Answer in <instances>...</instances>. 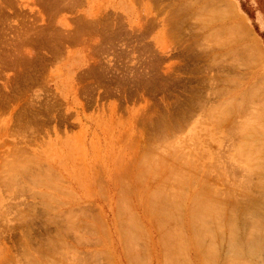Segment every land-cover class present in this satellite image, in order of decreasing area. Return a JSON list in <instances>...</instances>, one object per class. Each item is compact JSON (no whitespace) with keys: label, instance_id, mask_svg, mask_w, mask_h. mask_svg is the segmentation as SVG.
<instances>
[{"label":"rangeland","instance_id":"obj_1","mask_svg":"<svg viewBox=\"0 0 264 264\" xmlns=\"http://www.w3.org/2000/svg\"><path fill=\"white\" fill-rule=\"evenodd\" d=\"M260 80L264 0H0V264H264Z\"/></svg>","mask_w":264,"mask_h":264},{"label":"bare ground","instance_id":"obj_2","mask_svg":"<svg viewBox=\"0 0 264 264\" xmlns=\"http://www.w3.org/2000/svg\"><path fill=\"white\" fill-rule=\"evenodd\" d=\"M189 1H190V0H189ZM212 3H214V2H212ZM216 3H217V2H216ZM222 3H223V2H222ZM229 3H230V2H229ZM183 4H184V3H183ZM204 6H205V5H204ZM231 6H232V5H231ZM187 7H188V6H187ZM228 7H229V6H228ZM178 8H179V7H178ZM198 9H199V8H198ZM215 9H216V8H215ZM225 9H226V8H225ZM210 10H211V9H210ZM201 11H203V10H201ZM226 11H228V10H226ZM230 11H231V10L229 9V12H230ZM232 11H233V10H232ZM234 11H235V10H234ZM234 11H233V12H234ZM210 12H211V11H210ZM213 12H214V11H213ZM221 12H222V10H221ZM221 12L219 11V13H221ZM223 12H225V10H224ZM200 13H201V12H200ZM205 13H206V12H205ZM217 13H218V12H217ZM217 13H215V14H217ZM225 13H226V12H225ZM206 14H207V13H206ZM223 14H224V13H223ZM226 14H227V13H226ZM194 15H195V14H194ZM228 16H229V15H228ZM192 17H193V16H192ZM196 17H197V16H196ZM201 17H203V16H201ZM201 17H200V18H201ZM236 17H237V16H236ZM187 18H188V17H187ZM204 18H205V17H204ZM206 18H207V17H206ZM196 19H199V18H196ZM218 19H220V18H218ZM239 19H240V18H239ZM91 20H92V19H91ZM191 20H192V19H191ZM200 20H202V18H201ZM209 20H210V19H209ZM237 20H238V19H237ZM205 21H206V20H205ZM241 21H242V20H241ZM241 21H238V23L240 24L239 27H241V28H240V29H237V27H236V30H237V31H238V30H241L240 33L242 32L244 39L246 38V41H247L246 43H248V46H250L251 49L254 50V49H256L257 41L254 42V40L249 39L250 37H249V34H248V30H246L247 28H245L247 25L244 27V25H243L244 23L242 24ZM193 24H194V23H193ZM197 27H199V26L197 25ZM197 27H196V29H197ZM239 27H238V28H239ZM202 28H203V27H202ZM196 29H195V30H196ZM212 29H213V28H212ZM223 30H224V29H223ZM225 30H226V29H225ZM228 30H229V29H228ZM234 31H235V30H234ZM49 32H50V31H49ZM232 32H233V26H232ZM63 33H66V32H63ZM220 33H221V32H220ZM227 33H228V32H227ZM233 33H234V34H235V33H239V31H238V32H233ZM249 33H250V31H249ZM210 34H211V33H210ZM234 34H233V35H234ZM79 35H80V34H79ZM222 35H226V34H222ZM239 35H241V34H239ZM203 36H205V35H203ZM206 36H208V35L206 34ZM213 36H214V35H213ZM229 36H230V35H229ZM225 37H227V36H225ZM243 37H242V38H243ZM221 38H222V37H221ZM223 38H224V37H223ZM231 38H233V37H231ZM39 39H40V38H39ZM173 39H174V38H173ZM184 39H185V38H184ZM206 39H207V38H206ZM208 39H209V38H208ZM217 39H218V38H217ZM234 39H235V38H234ZM240 39H241V38H240ZM212 40H214V39H212ZM230 40H231V39H230ZM230 40H229L230 43L233 42V41H230ZM207 41H208V40H207ZM218 41H219V42L216 43L217 46H218V45L220 44V42H221L220 38H219ZM222 41H223V40H222ZM97 42H98V41H97ZM200 42H201V41H200ZM208 42H209V41H208ZM215 42H216V41H214V43H215ZM237 42H238V41H237ZM187 43H188V42H187ZM210 43H211V42H210ZM218 43H219V44H218ZM221 43H222V42H221ZM227 43H228V41H227ZM227 43H226V44H227ZM255 43H256V45H255ZM228 44H229V43H228ZM92 45H93V44H92ZM188 45H189V44H188ZM200 45H201V43H200ZM206 45H207V44H206ZM212 45H213V44H212ZM245 45L247 46V44H245ZM245 45H243V46H245ZM1 46H2V45H1ZM79 46H80V45H79ZM213 46H214V45H213ZM217 46H216V47H217ZM241 46H242V45H241ZM257 46H258V45H257ZM250 47H249V48H250ZM207 48H208V47H207ZM236 48H237V47H236ZM257 48H258V47H257ZM54 49H55V48H54ZM65 49H66V48H65ZM89 50H90V49H89ZM91 50H92V49H91ZM4 51H5V50H4ZM205 51H206V50H205ZM62 52H63V51H62ZM224 54H225V53H224ZM231 54H233V53H231ZM61 55H62V54H61ZM221 55H222V54H221ZM26 56H28V55H26ZM58 56H59V55H58ZM222 56H223V55H222ZM225 56H226V55H225ZM29 57H30V56H29ZM214 57L216 58L215 55H214ZM259 57H260V55H259ZM259 57H257V58H259ZM261 57H262V56H261ZM261 57H260V58H261ZM89 58H90V57H89ZM221 59H222V58H221ZM252 59H256V58H252ZM61 60H62V59H61ZM250 61H251V60H250ZM250 61H247V62H250ZM227 62H228V61H226L225 63H227ZM255 62H256V61H255ZM255 62H254V63H255ZM223 63H224V62H223ZM254 63H253V64H254ZM251 64H252V63H251ZM222 67H223V66H222ZM205 68H206V67H205ZM221 69H222V68H221ZM208 76H209V75H208ZM258 81H259V80H258ZM261 81H262V80H260V82H261ZM223 82H225V81H223ZM260 82H259V83H260ZM262 82H263V81H262ZM231 83H232V82H231ZM263 83H264V82H263ZM226 84H227V83H226ZM228 84H229V83H228ZM253 84H254V83H253ZM236 85L238 86L239 84H236ZM260 85H261V84H260ZM256 86H257V87H255V86H252V87H255V88H258V87H259V89H260L261 87H263V86L260 87V86H258V85H256ZM238 87H239V86H238ZM255 88H254V89H255ZM263 88H264V87H263ZM263 88H262V90H264ZM251 90H253V89H251ZM213 91H214V90H213ZM253 91H254V90H253ZM255 91H257V90H255ZM255 91H254V93H252V92H251V93H252L253 95H255V94H256ZM215 93H216V92H215ZM220 93H221V92H220ZM242 93H243V92H242ZM251 93H250V94H251ZM258 93H259V90H258ZM227 94H228V93H227ZM204 95H205V94H204ZM215 95H216V94H215ZM197 96H198V95H197ZM209 96H210V95H209ZM222 96H225V95H222ZM206 97H207V96H206ZM248 97H249V96H247V98H248ZM251 97H253V96H251ZM251 97H250V98H251ZM263 97H264V96H263ZM207 98H208V97H207ZM258 98H259V97H258ZM208 99H209V98H208ZM248 99H249V98H248ZM248 99L246 100V102L249 101ZM256 100H257V99H256ZM258 100H259V99H258ZM240 101H242V100L240 99ZM250 101H251V100H250ZM259 101H260V100H259ZM261 101H262V100H261ZM261 101H260V102H261ZM231 102H232V101H230V103H231ZM255 102H258V101H255ZM235 103H236V102H235ZM248 103L250 104L251 102H248ZM196 104H197V103H196ZM228 104H229V103H228ZM239 104H242V102L238 103V105H237L236 107H239ZM245 104H246V103H245ZM259 104H260V103H259ZM241 106H242V105H240V107H241ZM251 106H252V105H251ZM255 106H256V105H255ZM258 106H259V105H258ZM202 107H203V106H202ZM244 107H245V106H244ZM260 107H262V106L260 105ZM263 107H264V106H263ZM223 109H224V108H223ZM229 109H230V108H229ZM244 109H245V108H244ZM258 109H259V108H258ZM258 109H257V110H258ZM213 110H214V109H213ZM245 110H247V109H245ZM249 110H250V109H249ZM254 110H256V109H254ZM238 111H239V110H237L236 112H238ZM227 112H228V111H227ZM248 112H249V111H248ZM250 112H252V111H250ZM253 112H254V111H253ZM225 114H226V113H225ZM242 114H243V113H242ZM251 114H252V113H251ZM263 114H264V113H263ZM203 115H204V114H203ZM221 115H222V114H221ZM247 115H249V114H247ZM247 115H246V116H247ZM255 115H256V114H255ZM257 115H259V116L261 117L262 114L260 115V114H259V111H258ZM257 115H256V117H257ZM259 116H258V117H259ZM262 116H264V115H262ZM207 117H208V116H207ZM248 117H249V116H248ZM256 117H255V119H257ZM243 118H244V116H243ZM219 119H220V118H219ZM245 119H246V118H245ZM252 119H254L253 116H252ZM255 119H254V120H255ZM260 119H262V117H261ZM220 120H221V119H220ZM211 121H212V120H211ZM225 121H226V120H225ZM246 121H247V120H246ZM202 122H203V121H202ZM212 122H213V121H212ZM214 122H216V121H214ZM219 122H220V121H219ZM251 122H255V121H251ZM215 124H216V123H215ZM215 124H214V126H215ZM252 124H253V123H252ZM254 124H255V123H254ZM256 124H257V126H258L259 123H256ZM216 125H217V124H216ZM218 125H219V124H218ZM218 125H217V126H218ZM221 125H222V124H221ZM247 125H248V124H247ZM217 126H216V127H217ZM216 127H215V128H216ZM218 127H219V126H218ZM218 127H217V128H218ZM230 127H231V126H230ZM250 127H251V126H250ZM240 128H241V127H240ZM240 128H239V127H238V128L236 127L237 130L240 129ZM248 128H249V127H248ZM251 128H252V127H251ZM251 128H250V129H251ZM253 128H254V127H253ZM244 129H245L244 131H246V127H244ZM256 129H258V128H256ZM263 129H264V128H263ZM263 129H262V131H264ZM215 130H216V132L218 131L217 129H215ZM242 130H243V127H242ZM259 130H260V129H259ZM225 131H226V130H225ZM240 131H241V130H240ZM249 131L251 132V130H249ZM249 131L247 130V133H248ZM252 131H253V129H252ZM255 131H256V130H255ZM255 131H254V132H255ZM260 131H261V130H260ZM262 131H261V133H262ZM180 132H181V131H180ZM241 132H242V131H241ZM252 133H253V132H252ZM255 133H256V132H255ZM243 134H244V133H243ZM243 134H242V135H243ZM250 134H251V133H250ZM263 134H264V133H263ZM263 134H262V135H263ZM262 135H261V136H262ZM161 136H162V135H161ZM247 136H248V135H247ZM250 136H251V135H249L248 137H250ZM255 136H258V135L256 134ZM259 136H260V135H259ZM261 136H260V137H261ZM234 137H236V136H234ZM251 137H252V136H251ZM251 137H250V138H251ZM243 138H244V137H243ZM241 139H242V137H241ZM247 139H248V138H247ZM247 139H246V140H247ZM163 140H164V139H163ZM254 140H255V139H254ZM254 140H252V141H254ZM256 141H257V139H256ZM128 142H129V141H128ZM189 142H190V141H189ZM241 143H243V142H241ZM249 143L252 144V142H249ZM255 143H256V142H255ZM258 143H259V142H258ZM262 143H263V142H262ZM247 144H248V143H247ZM250 144H249V145H250ZM126 145H127V144H126ZM192 145H193V143H192ZM236 145H237V144H236ZM242 145H243V144H242ZM244 145H245V144H244ZM249 145H248L247 148L250 149ZM255 145H256V144H255ZM161 146H162V145H161ZM250 146H251V145H250ZM256 146H257V145H256ZM260 146L262 147L263 144H261ZM226 147H227V146H226ZM231 147H232V146H231ZM234 147H235V146H234ZM239 147H240V144H239ZM254 147H255V146L252 145L251 150H252V148L254 149ZM258 147H259V146H258ZM128 148H129V147H128ZM161 148H162V147H161ZM255 148H256V147H255ZM259 148H260V147H259ZM259 148H256L255 150L257 151V149H259ZM263 148H264V147H263ZM263 148H262V149H263ZM164 149H165V148H164ZM174 149H175V148H174ZM237 149H238V151H240L239 148H237ZM241 149L243 150L244 147H242ZM262 149H261V150H262ZM160 150H161V149H160ZM256 151H254V152H256ZM158 152H159V151H158ZM170 152H171V151H170ZM230 152H231V151H230ZM242 152H243V151H242ZM248 152H249V151H248ZM248 152H247V149H246L245 154H248ZM179 153H180V152H179ZM252 153H253V152H252ZM252 153H251V154H252ZM259 153H260V152H259ZM170 154H171V153H170ZM249 154H250V152H249ZM249 154H248V155H249ZM251 154H250V155H251ZM255 154H256V153H255ZM154 155H155V154H154ZM166 155H167V154H166ZM185 155H186V153H185ZM243 155H244V154H243ZM248 155H247V156H248ZM258 155H259V154H258ZM182 156H183V155H182ZM167 157H168V156H167ZM244 157H245V156H244ZM251 157H254V155L251 156ZM251 157L248 156V158H251ZM255 159H256V156H255ZM28 160H29V159H28ZM174 160H176V159H174ZM253 160H254V159H253ZM260 160H261V159H260ZM258 161H259V160H257L256 163H258ZM150 162H151V161H150ZM150 162H148V163H150ZM254 162H255V160H254ZM254 164H255V163H254ZM255 166H256V165H255ZM259 166H260V165H259ZM154 167H155V165H154ZM229 168H230V167H229ZM153 169H154V168H153ZM155 169H156V168H155ZM122 170H123V169H122ZM8 171H9V170H8ZM147 172H148V171H147ZM230 174H231V173H230ZM254 174H255V173H254ZM5 175H6V174H5ZM45 175H46V174H45ZM154 175H155V174H154ZM171 175H172V174H171ZM7 176H9V175H7ZM247 176H248V175H247ZM174 177H175V176H174ZM176 177H177V176H176ZM115 178H116V177H115ZM153 178H154V177H153ZM164 178H165V177H164ZM169 178H171V177H169ZM181 181H182V180H181ZM257 181H259V180H257ZM31 182H32V181H31ZM169 182H170V180H169ZM118 183L120 184V182H118ZM172 184H173V183H172ZM128 185H129V184H128ZM178 185H179V184H178ZM181 185H182V183H181ZM253 185H254V184H253ZM37 186H38V185H37ZM101 186H102V185H101ZM123 186H124V184H123ZM163 186H164V185H163ZM119 187H120V186H119ZM160 187H161V186H160ZM164 187H165V186H164ZM164 187H163V188L161 187V189H163V190L165 191L166 188L164 189ZM168 187H169V186H168ZM158 188H159V187H158ZM171 188H173V187H171ZM207 188H208V187H207ZM212 188H213V187H212ZM120 189H121V188H120ZM169 189H170V188H169ZM180 189H181V188H180ZM161 191H162V190H161ZM161 191H160V193L164 192V191H162V192H161ZM170 191L172 192V190H170ZM178 191H179V190H178ZM207 191H208V190H207ZM165 192H166V193L168 192L167 189H166ZM171 192H170V193H171ZM175 192H176V191H175ZM155 193H156V192H155ZM173 193H174V192H173ZM179 193H180V192H179ZM197 193H198V192H197ZM197 193H195V194H197ZM117 194H118V193H117ZM128 194H129V193H128ZM152 194H153V193H152ZM158 194H159V193H158ZM167 194H168V193H167ZM180 194H181V193H180ZM199 194H200V193H199ZM199 194H198V196H200ZM201 194H202V192H201ZM213 194H214V193H213ZM139 195H140V194H139ZM163 195H164V194H163ZM163 195H162V196H163ZM165 195H166V194H165ZM173 195L175 196V199L178 197V195H177V197H176L175 194H173ZM183 195H184V194H183ZM204 195H206V194H204ZM210 195H211V194H210ZM120 196H121V195H120ZM150 196H152V195H150ZM169 196H171V195H169ZM184 196H185V195H184ZM186 196H187V195H186ZM186 196H185V197H186ZM206 196H208V195H206ZM225 196H226V195H225ZM262 196H264V195H262ZM166 197H167V195H166ZM166 197L164 196L165 200H166ZM179 197H180V195H179ZM193 197L195 198V197H197V195H196V196L194 195ZM208 197H209V196H208ZM222 197H223V196H222ZM150 198H154V196H152V197H150ZM156 198H157V197H156ZM159 198H161V197H159ZM159 198H158V199H159ZM167 198H168V197H167ZM197 198H198V197H197ZM210 198H212V197H210ZM118 199H119V198H118ZM129 199H130V198H129ZM192 199H193V198H192ZM192 199H191V200H192ZM203 199H204V198H203ZM207 199H208V198H207ZM14 200H15V199H14ZM170 200H172V199H170ZM177 200H178V199H177ZM191 200H190V201H191ZM209 200H210V199H209ZM212 200H213V199H212ZM122 201H123V200H122ZM127 201H128V200H127ZM150 201H151V200H150ZM158 201H159V200H158ZM190 201H189V203H190ZM196 201H197V200H195L194 205H195V203H197ZM206 201H207V200H206ZM210 201H211V200H210ZM210 201H209V202H210ZM118 202H119V201H118ZM200 202H201V201H200V199H199L198 204H199ZM204 202H205V200H204ZM209 202H205V203L202 202V204H200V207H199L197 204H196V205H197L200 209H201V207H202L203 210L205 209V211H209V212H208L209 215L206 214L204 211H202V212H204V214H202V213H200V212H199V214L206 215V219L210 218V220H211V217H212L213 215H210L212 211L210 210V207H211V206L209 207V204H210ZM122 203H123V202H122ZM152 203H154V202L152 201ZM160 203L162 204V202H160ZM163 203H166V201H163ZM169 203H170V202H168V204H169ZM172 203H173V202H172ZM172 203H170V204H172ZM206 203H207L208 206L205 205ZM213 203H214V201H213ZM213 203H212V204H213ZM220 203H221V202H220ZM157 204H158V202H157ZM168 204H167V205H168ZM170 204H169V205H170ZM179 204H180V203H179ZM191 204H193V203H191ZM121 205H124V203L121 204ZM151 205H152V204H151ZM155 205H156V204H155ZM167 205H166V207H167ZM175 205L177 206L178 204H176V203L174 202V207H175ZM203 205H205L206 207L203 206ZM222 205H223V204L221 203V206H222ZM118 206H119V205H118ZM149 206H150V205H149ZM153 206H154V205H153ZM159 206H161V205L159 204ZM163 206H165V205H163ZM189 206H190V205H189ZM191 206H192V205H191ZM197 206H196V207H197ZM217 206L219 207V205L216 204L215 207H217ZM124 207H125V206H124ZM166 207H165V208H166ZM171 207H173V205H172ZM193 207H194V206H193ZM218 207H217V208H218ZM50 208H51V207H50ZM125 208H126V207H125ZM160 208H161V207H160ZM168 208H169V207H168ZM168 208H167V210H168ZM175 208H176V207H175ZM178 208H179V206H178ZM190 208H191V207H190ZM199 208L197 209V211H201V210H202V209L200 210ZM206 208L209 209V210H207ZM212 208H213V206L211 207V209H212ZM129 209H130V208H129ZM144 209H145V208H144ZM153 209H154V208H153ZM163 209H164V207H163ZM163 209H161V210H163ZM170 209L173 210L172 208H170ZM179 209H180V208H179ZM194 209H196V208L194 207ZM213 209H214V208H213ZM213 209H212V210H213ZM219 209H220V207H219ZM16 210H17V209H16ZM176 210H177V209H175V212H176ZM189 210H190V209H189ZM214 210H216L217 213H219V211H220V210L218 211V209H216V208H215ZM214 210H213V211H214ZM128 211H129V210H128ZM148 211H149V209H148ZM151 211H153V210L151 209ZM151 211H150V214H151ZM173 211H174V210H173ZM192 211H193V209L191 210V212H192ZM197 211L194 210L193 212H196L197 215H199ZM216 211H215V213H216ZM221 211H223V209H222ZM221 211H220V212H221ZM134 212H135V211H134ZM153 212H154V211H153ZM169 212H171V211H169ZM175 212H174V214H175ZM177 212H178V211H177ZM193 212H192V214L194 215L195 213H193ZM223 212H224V211H223ZM23 213H25V212H23ZM115 213H116V212H115ZM130 213H131V212H130ZM181 213H182V212H181ZM189 213H190V212H189ZM212 213H213V212H212ZM215 213H214V216H215V218H216V217H218V215L216 216ZM227 213H228V212H227ZM229 213H230V212H229ZM233 213H234V212H233ZM235 213H236V212H235ZM135 214H136V213H135ZM161 214H162V213H161ZM165 214H166V212H165ZM177 214H178V213H177ZM220 214H221V213H220ZM222 214H223V213H222ZM245 214H246V213H245ZM97 215H98V214H97ZM118 215H119V214H118ZM120 215H121V214H120ZM193 215H192V217L188 215V218H189L190 220H191V218H192V220H193V217H195V215H194V216H193ZM197 215H196V216H197ZM202 215H199V216L201 217ZM234 215H235V214H234ZM234 215H233V216H234ZM52 216H53V215H52ZM98 216H99V215H98ZM129 216H130V215H129ZM137 216H138V215H137ZM151 216H152V215H151ZM157 216H159V215L157 214ZM163 216H164V215H163ZM174 216H175V215H174ZM176 216H177V215H176ZM199 216H197L198 221L200 220V219H199V218H200ZM207 216H208V218H207ZM209 216H210V217H209ZM220 216H223V217H224L225 215H220ZM220 216H219V217H220ZM227 216H228V215H227ZM231 216H232V214H231ZM233 216H232V218H233ZM0 217H1V216H0ZM27 217H28V216H27ZM120 217H121V216H120ZM177 217H178V216H177ZM190 217H191V218H190ZM242 217H243V216H242ZM50 218H51V217H50ZM149 218H150V216H149ZM162 218H163V217H162ZM197 218L195 217V220H197ZM202 218L205 220V217H201V219H202ZM212 218H213V217H212ZM230 218H231V217H230ZM234 218H235V217H234ZM255 218H256V217H255ZM203 219H202V220H203ZM217 219L219 220V218H217ZM221 219H222V218H221ZM228 219H229V218H228ZM228 219H226V220H228ZM246 219H247V217H246ZM248 219H250V218L248 217ZM123 220H124V222H125V219H123ZM126 220H127V217H126ZM129 220H130V218H129ZM169 220H170V219H169ZM169 220H168V221H169ZM173 220H174V219H173ZM190 220H189V221H190ZM192 220H191V221H192ZM204 220H203V221H204ZM210 220H207V221L205 220V221H206V223H207L208 221H209L208 223H210ZM231 220H232V219H231ZM234 220H236V219H234ZM242 220H244V219H242ZM257 220H258V219H257ZM101 221H102V220H101ZM178 221H179V220H178ZM203 221H201V222H203ZM214 221H215V219L213 220V222H214ZM232 221H233V220H232ZM247 221H249V220H247ZM20 222H21V221H20ZM22 222H23V221H22ZM179 222H180V221H179ZM201 222H200V223H201ZM218 222H219V221H218ZM218 222H217V223H218ZM224 222H225V221H224ZM249 222H250V221H249ZM262 222H263V220H262ZM203 223H204V225L206 224L205 222H203ZM203 223H202V225H203ZM208 223H207L206 225H208V227H209L210 224H208ZM221 223H222V220H221ZM229 223H230V221H229ZM250 223H252V222H250ZM119 224H120V223H119ZM124 224H126V223H124ZM128 224H129V223H128ZM162 224H165V223H162ZM162 224H161V225H162ZM192 224H193V223H192ZM225 224H227V223L225 222ZM231 224H232V222H231ZM234 224H235V223H234ZM257 224H258V223H257ZM91 225H94V224H91ZM166 225H167V224H166ZM180 225H181V223H180ZM206 225H205V227H206ZM227 225H228V224H227ZM227 225H226V226H227ZM229 225H230V224H229ZM247 225H248V224H247ZM130 226H132V225L130 224V225H128L127 227H130ZM190 226H191V222H190ZM215 226H218V225H215ZM242 226H243V225H242ZM250 226H251V224H250ZM253 226H254V225H253ZM253 226H252V227H253ZM154 227H155V226H154ZM156 227L158 228V226H156ZM163 227H164V225H163L162 227H160V228H163ZM175 227H176V226H175ZM177 227H178V226H177ZM219 227H220V226H219ZM219 227H218V229H219ZM221 227H222V229H224L223 226H221ZM228 227H229V226H228ZM233 227H235V226H233ZM118 228H119V227H118ZM130 228L132 229V227H130ZM133 228H135V227H133ZM189 228H191V227H189ZM216 228H217V227H216ZM249 228H250V227H249ZM262 228H263V227H261V229H262ZM123 229H124V228H123ZM126 229H127V228H126ZM176 229H177V228H176ZM178 229H179V228H178ZM178 229H177V230H178ZM191 229L193 230L194 228H191ZM196 229H197V228H196ZM211 229H212V228H211ZM247 229H248V228H247ZM129 230H130V229H129ZM179 230L181 231L182 229L180 228ZM219 230H220V229H219ZM235 230H236V229H235ZM124 231H125V229H124ZM216 231H217V230H216ZM232 231H234V228H233ZM72 232H73V231H72ZM131 232H132V231H131ZM138 232H139V231H138ZM138 232H137V233H138ZM228 232H229V229H228ZM230 232H231V231H230ZM237 232H238V231H237ZM122 233H124V234H122V235H124V236L122 237V235H121V237H122L123 240L125 241L126 238H124V237L128 236V234H127V232H123V231H122ZM137 233H136L135 235H130L131 233L129 232V235H130L131 237H133V240H134V242H133L132 240L128 241V239H127V242H129V243H128L129 245H131V243H135V244H137L138 241L136 242V240L134 239V237L137 236ZM180 233H181V232L178 231V233H177V235H175V237L172 236V237H174V240H177V241L179 242V239H178L179 237L177 238L176 236H179L178 234H180ZM182 233H183V232H182ZM192 233H193V232H192ZM194 233H195V232H194ZM202 233H203V232H202ZM231 233H232V236H231L230 233H229V234L227 233L228 235H227L226 237L228 238V236L230 235L231 238H228L229 241H227V242H225V241L223 240V241H222V245H223V246L227 245V250H228L229 252H231V255H233V257H235L237 260H240V258L243 256V254H244V251H243V250H244V249H246L244 255L247 256V255L249 254V255H251V256H249V255H248V256L251 257V258H252V256L254 255V253H258V251H260V253H262V252H261V247L263 248L262 251L264 250V247H263V246L260 247L261 244L259 245V243L262 242V241L260 242V240H261L262 238H261V239L259 238V239H258L259 241H258V240H256V239L253 240V239H252L253 236H252V237H249V238H248V236H246L247 239H248V241L245 242V241H246V238H245V239L243 240V242H244V243H243V242L241 241L242 239H240L241 237L239 238V237H237L236 234H233V232H231ZM246 233H247V232H246ZM262 233H263V232H262ZM125 234H127V235H125ZM190 234H191V233H190ZM221 234L223 235V232H222ZM163 235H164V234H163ZM165 235H166V234H165ZM196 235H198L197 232L195 233V236H196ZM200 235H202V237L200 236L201 238L207 236L205 233L200 234ZM204 235H205V236H204ZM214 235H215V234H214ZM246 235H248V234H246ZM97 236H98V235H97ZM130 236H128V238H130ZM140 236H141V235H140ZM167 236L170 237L169 234H168ZM190 236H191V235H190ZM192 236H194V234H193ZM192 236H191V238H192ZM256 236H257V235H256ZM138 237H139V236H138ZM198 237H199V236H198ZM198 237L196 236V238H195V237H193V238H195L194 240H196ZM175 238H176V239H175ZM193 238H192V239H193ZM257 238H258V237H257ZM138 239H139V238H138ZM145 239H146V238H145ZM164 239H165V238H164ZM166 239H167V238H166ZM203 239H204V238H203ZM208 239H209V237H208ZM123 240H122V241H123ZM146 240H148V239H146ZM162 240H163V238H162ZM183 240H184V239H181L180 241L183 242ZM210 240H211V238H210ZM95 241H96V239H95ZM158 241H160V239H159ZM220 241H221V240H220ZM256 241H258L257 243H258L259 246L257 245ZM125 242H126V241H125ZM130 242H131V243H130ZM144 242H145V241H144ZM150 242H151V241H150ZM160 242H162V241H160ZM160 242H159V243H160ZM169 242H170L169 245L172 244V243H171V242H172L171 240H170ZM193 242H196V241H193ZM197 242H200V241H197ZM63 243H64V242H63ZM140 243H142V242H140ZM124 244H125V243H124ZM163 244H164V242H163ZM182 244H183V243H182ZM262 244H263V243H262ZM61 245H62V244H61ZM76 245H77V244H76ZM125 245H126V244H125ZM167 245H168V244H167ZM187 245H188V244H187ZM187 245L184 244L183 247H184V248H185V247H188ZM200 245H201V244H200ZM200 245L198 244L199 247H200ZM69 246H70V245H69ZM127 246H128V245H127ZM127 246H125V248H127V249L130 250L131 248H129V247H127ZM131 246H132V245H131ZM163 246H164V249H165V244H164ZM172 246H173V244H172ZM49 247H50V246H49ZM207 247L209 248V246H207ZM207 247H206V249H203V250H205V253H206V252H212V253L215 252V251H210L211 249H210V248L207 249ZM212 247H213V245H212ZM245 247H246V248H245ZM259 247H260V249H259ZM3 248H4V247H3ZM53 248H54V247H53ZM135 248H136V247H135ZM200 248H203V247H200ZM67 249H68V248H67ZM69 249L71 250V248H69ZM258 249H259V250H258ZM125 250H126V249H125ZM132 250L134 251V246H133V248L129 251L130 254H131V251H132ZM173 250L176 251V249H173ZM177 250L179 251L180 248H178ZM185 250H187V249H185ZM185 250H182L183 253H184ZM207 250H208V251H207ZM56 251H57V250H56ZM135 251H136V249H135ZM147 251H148V250H147ZM165 251H166V252H165ZM167 251L169 252L168 247H167V249L164 250L162 253L165 252L169 257L172 258V261H175V260H173L174 256H170L171 254L169 253V254H170V255H169V254L167 253ZM178 251H177V252H178ZM180 251H181V250H180ZM198 251H199V250H198ZM66 252H67V251H66ZM93 252H94V251H93ZM95 252H96V251H95ZM171 252H172V250H171ZM246 252H247V254H246ZM248 252H249V253H248ZM134 253H135V252H134ZM136 253H138V252H136ZM136 253L134 254L135 256H134L133 254H131V255L134 257V259H135V257H136L137 259L139 258V257H138L139 254L137 255ZM149 253H150V252H149ZM173 253H174V252H173ZM215 253H216V252H215ZM260 253H258V254H260ZM123 254H124V253H123ZM176 254H177V253H176ZM176 254H175V255H176ZM252 254H253V255H252ZM127 255H128V254H127ZM172 255H173V254H172ZM182 255H184V254H181V253L179 254V256H182ZM200 255L202 256V258H204V256H205V254H204V256H203L202 254H200ZM206 255L208 256L207 253H206ZM209 255H211V253H210ZM141 256H142V255H141ZM143 256H145V255H143ZM162 256H163V255H162ZM164 256H165V255H164ZM179 256H178V257H179ZM185 256H187L186 251H185ZM201 256H200V257H201ZM248 256H247V257H248ZM133 257H131L132 260H133ZM145 257H146V256H145ZM166 257H167V256H166ZM205 257H206V256H205ZM253 257L255 258V255H254ZM259 257H260V256H259ZM44 258H45V257H44ZM128 258H129V257H128ZM140 258H141V257H140ZM140 258H139V259H140ZM164 258H165V257H164ZM176 258H177V255H176ZM187 258H188V257H187ZM195 258H197V257H195ZM202 258H201V259H202ZM139 259H138V261H139L138 264H140V262H141L140 260H142L141 264H144L143 259H142V258H141L140 260H139ZM148 259H149V258H148ZM162 259H163V257H162ZM232 259H233V258H232ZM2 260H3V259H2ZM75 260H76V258H75ZM144 260H145V258H144ZM169 260H170V259H169ZM177 260H178V264H179V260H180V259H177ZM212 260H213V259H211V258H210V260L208 259V260H206L205 262H204V260H202V261H203L202 263H205V264L210 263V264H211V263H212V262H211ZM233 260H234V259H233ZM4 261H5V260H4ZM98 261H99V260H98ZM167 261H168V260H167ZM172 261H171V262H172ZM184 261H185V259H184ZM208 261H209V262H208ZM127 262H128V260H127ZM145 262H147V261H145ZM163 262H164V261H163ZM163 262H162V263H163ZM165 262H166V261H165ZM135 263H136V262H135ZM175 263H176V261H175ZM182 263H183V262H182ZM186 263H187V261H186L184 264H186ZM250 263H251V262H250ZM31 264H32V263H31ZM37 264H38V263H37ZM54 264H56V263H54ZM59 264H60V263H59ZM78 264H79V263H78ZM94 264H95V263H94ZM109 264H110V263H109ZM146 264H147V263H146ZM160 264H161V263H160ZM173 264H174V262H173ZM212 264H213V263H212ZM238 264H239V263H238ZM240 264H241V263H240Z\"/></svg>","mask_w":264,"mask_h":264}]
</instances>
